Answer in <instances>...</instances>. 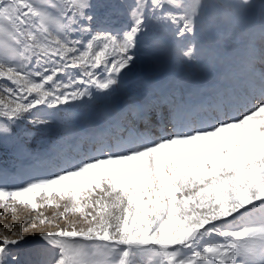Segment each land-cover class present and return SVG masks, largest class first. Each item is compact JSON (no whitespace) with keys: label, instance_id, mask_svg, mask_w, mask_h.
<instances>
[{"label":"snow or ice","instance_id":"6c2138e0","mask_svg":"<svg viewBox=\"0 0 264 264\" xmlns=\"http://www.w3.org/2000/svg\"><path fill=\"white\" fill-rule=\"evenodd\" d=\"M98 7L92 0H0V148L13 143L12 166L0 167V208L37 211L32 229L55 224L41 207L63 208L55 216L64 226L38 234L47 246L38 264H264V67L257 68L264 24L230 65L234 86L221 82L199 99L175 90L142 103L131 97L83 133L74 105L120 86L151 26L186 41L181 53L191 60L198 23L212 6L133 0L119 26L113 11L100 17ZM260 7L264 15V0ZM241 103L250 107L230 116ZM61 111L53 150L25 163L18 125L48 127ZM44 168L54 171L15 183ZM16 227L0 229V264H20L14 249L27 238L24 225Z\"/></svg>","mask_w":264,"mask_h":264},{"label":"rangeland","instance_id":"374dc122","mask_svg":"<svg viewBox=\"0 0 264 264\" xmlns=\"http://www.w3.org/2000/svg\"><path fill=\"white\" fill-rule=\"evenodd\" d=\"M92 2L100 6L96 9L100 17L113 11L112 18L117 22V26L128 22L127 7L133 0H92ZM203 2L212 7L206 10L197 26L193 40L197 49L196 56L191 60L184 57L181 49L186 41L174 39L169 30L151 26L148 35L139 45L134 64L126 71L120 86L114 92L95 93L94 98H85L86 103L74 105L72 115L80 132L88 133L103 126L106 117L114 116L117 110L125 108L131 102V97H135L137 101L140 95L155 96L156 94L157 96L175 90L177 95L185 99L189 96L192 99H199L221 82L229 87L234 86L235 82L231 79L233 69L230 65L238 60L250 35L254 34L257 39L259 37L261 26L264 24L261 0H250L252 6L246 10L229 7V5H238L240 0H203ZM225 36H229L230 39L225 40ZM261 67L264 65L257 64V68ZM247 107L250 105L241 103L230 111L229 115L238 116ZM167 110L165 107V114ZM64 117L63 111L57 113L56 123L48 127H35L26 120L18 125L16 131L19 143L24 149L21 159L25 163L35 156H47L53 150L61 135ZM143 128L144 125L141 124V129ZM151 130L153 136L159 135V128L155 122ZM12 147L13 143H10L7 151L0 148V167L12 166ZM80 148L85 153L91 151L86 142H82ZM16 163L19 164L20 161ZM52 171L54 169L44 168L39 172L26 173L18 176L15 183L22 184L31 176H43ZM57 211H63V208L58 210L54 206L41 207L39 212L50 219H55V224H38L37 228L32 229L29 225L33 223L32 218L38 215L37 211L23 205H17L15 212L0 208V229L11 234L12 231L18 230L17 225H24V235L27 239L14 249L19 255L20 264H38L45 258L47 246L40 240L38 234L41 230H55L56 225L64 226L65 221L55 216ZM69 219L80 218L70 215ZM51 254V250H48L47 255Z\"/></svg>","mask_w":264,"mask_h":264},{"label":"bare ground","instance_id":"6f19581e","mask_svg":"<svg viewBox=\"0 0 264 264\" xmlns=\"http://www.w3.org/2000/svg\"><path fill=\"white\" fill-rule=\"evenodd\" d=\"M153 89V88H152ZM145 90H146V88H145ZM150 91V90H149ZM156 92V91H155ZM152 93V92H151ZM146 95V94H145ZM153 96V95H152ZM155 96H156V94H155ZM158 96V95H157ZM149 97H151L150 95H148V96H143V95H140L139 96V98H138V102H142L143 100H146V99H148Z\"/></svg>","mask_w":264,"mask_h":264}]
</instances>
